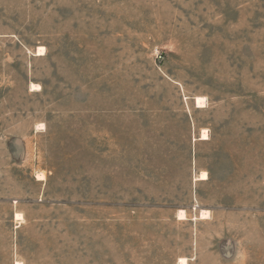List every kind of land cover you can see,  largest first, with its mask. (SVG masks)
Returning <instances> with one entry per match:
<instances>
[{"label":"rangeland","instance_id":"374dc122","mask_svg":"<svg viewBox=\"0 0 264 264\" xmlns=\"http://www.w3.org/2000/svg\"><path fill=\"white\" fill-rule=\"evenodd\" d=\"M181 258L264 264V0H0V264Z\"/></svg>","mask_w":264,"mask_h":264},{"label":"bare ground","instance_id":"6f19581e","mask_svg":"<svg viewBox=\"0 0 264 264\" xmlns=\"http://www.w3.org/2000/svg\"><path fill=\"white\" fill-rule=\"evenodd\" d=\"M45 54V48L44 47H39L38 48V50H37V55H44ZM39 85L38 84H35V83H32V85H31V89L32 90H39ZM204 103H205V98L204 97H196V104H197V106L198 107H203L204 106ZM208 138V133H207V130H204L203 131V133H202V139H207ZM43 175H40V177H37L38 179H40V180H43L44 179V176L42 177ZM208 173L207 172H202L201 173V175H200V179H202V180H206V179H208ZM209 214L207 213V212H205V211H202L201 212V214H200V218H202V219H205V218H208L209 216H208ZM186 212H185V210H181L180 212H179V218L180 219H186ZM22 216H21V214L20 213H17L16 214V219L17 220H20V219H22L21 218ZM15 264H22L21 262H16ZM179 264H188V260H187V258H181L180 259V262H179Z\"/></svg>","mask_w":264,"mask_h":264},{"label":"crops","instance_id":"0c3cea01","mask_svg":"<svg viewBox=\"0 0 264 264\" xmlns=\"http://www.w3.org/2000/svg\"><path fill=\"white\" fill-rule=\"evenodd\" d=\"M207 180V179H206ZM178 219H180L179 217H178ZM200 219H202V218H200ZM181 220H184V219H181Z\"/></svg>","mask_w":264,"mask_h":264}]
</instances>
